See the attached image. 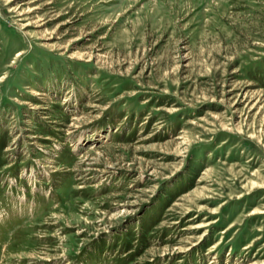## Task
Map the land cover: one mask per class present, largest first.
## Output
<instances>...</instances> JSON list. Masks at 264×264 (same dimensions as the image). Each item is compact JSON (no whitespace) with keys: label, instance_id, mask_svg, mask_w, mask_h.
<instances>
[{"label":"rangeland","instance_id":"rangeland-1","mask_svg":"<svg viewBox=\"0 0 264 264\" xmlns=\"http://www.w3.org/2000/svg\"><path fill=\"white\" fill-rule=\"evenodd\" d=\"M0 264H264V0H0Z\"/></svg>","mask_w":264,"mask_h":264}]
</instances>
